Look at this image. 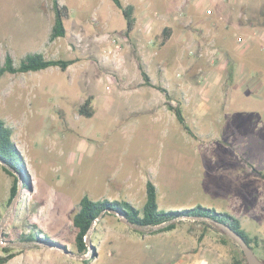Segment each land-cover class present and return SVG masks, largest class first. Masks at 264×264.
<instances>
[{"label": "rangeland", "instance_id": "374dc122", "mask_svg": "<svg viewBox=\"0 0 264 264\" xmlns=\"http://www.w3.org/2000/svg\"><path fill=\"white\" fill-rule=\"evenodd\" d=\"M56 1L68 9L66 35L49 42L53 0H0V66L7 54L15 65L30 53L75 60L65 72L52 67L6 74L0 79V120L13 131L29 186L23 191V178L16 175L19 191L15 202L8 205L13 178L0 165V255L4 248L17 254L7 264H85L86 259L87 264H168L170 232H136L114 215L103 214L95 221L85 255L78 254L73 242L76 231L72 216L82 197L114 201L120 196L118 200H124L122 192L131 184V201L140 208L147 181L156 184L162 211L197 206L217 213L231 210L229 213L244 223L243 229L258 237L259 247L254 253L264 261V209H259L263 199L258 194V183L263 194L264 180L237 174L240 167L242 171L254 167L264 173V83L257 90L258 96L252 91L257 85H249L251 80L255 84L264 81L258 73L264 69V52L251 48L248 55L244 54L249 46L240 48L237 40L246 37L236 35L237 52L231 51L230 58L236 62L239 58L242 63L235 76V66L227 64L214 37L221 21L207 11L202 16L193 9L182 11L188 0H121L123 6H135L142 36L147 29L158 34L170 25L186 31L178 44L169 41L160 48L148 46V50L157 49L147 58L134 35L125 34L126 21L111 0ZM263 14L264 0H253L247 12L245 7L241 10L239 20L245 30L255 29L263 35ZM140 64L156 84L154 94H160V112H138L132 105L134 98L128 88L144 86ZM206 71L212 73L206 75ZM212 84L221 91L210 99L212 110L201 121L182 110L195 137L216 141L190 140L192 166L184 171L167 169L168 174H174L172 183L162 185L167 178L157 173L168 166L164 153L169 148L180 152L182 146L175 137H190L163 105L170 100L173 106L183 105L184 97L177 91ZM89 95L94 98V114L86 119L78 109ZM153 137L154 142L148 140ZM220 141L230 144L227 150ZM225 170L231 171L227 191L220 187V175ZM203 173H209L207 179L201 178ZM247 215L250 218L245 222ZM173 222L177 232L194 231L196 243H202V229L194 226L199 225L195 219ZM200 226L204 227L201 222ZM209 231L207 248L214 243L222 246L219 239L225 235L214 225ZM30 234L38 240H20ZM44 237L51 241H40ZM233 257H241L233 244L215 256L217 264H229Z\"/></svg>", "mask_w": 264, "mask_h": 264}, {"label": "crops", "instance_id": "0c3cea01", "mask_svg": "<svg viewBox=\"0 0 264 264\" xmlns=\"http://www.w3.org/2000/svg\"><path fill=\"white\" fill-rule=\"evenodd\" d=\"M188 1H190L189 5H187L186 4L187 2H185V5H187V6L182 11L187 12V11L193 9L194 12L199 13L201 16L203 14L205 15V13L207 11L209 16H212V17H214V19L219 20L218 22L221 21V24H219V26L216 27L217 32L215 30L213 32L215 34L214 37H215L216 41L219 43L218 48H220L221 54L224 57H227L225 59L227 61V64L231 63L233 66H235V68H233V72H232L235 76L239 73L238 67L242 63V62H240L239 58L237 59V62L235 59L233 60L230 58V52L236 51V49H237V45L236 46L234 45V44H237L234 41V38L236 37V35L244 34L246 37L244 39V42H245V45H247L246 47L249 46V48L247 50H245L244 54L248 55L250 53V51L252 50L251 48H257L258 50L264 52V40H260V38L257 36V33H255V31H256L255 29L249 28V29L245 30L242 27V24L239 20L241 10H243V8L245 7V12H247V9L249 7V3H251L253 0H188ZM260 4L262 5L261 2H260ZM133 9H134L133 10V16H134V13L136 10L135 6H133ZM170 11H171V13H174V9H170ZM245 15H248V13H246ZM134 18H135V25H134V28H133L132 32L130 33V35H134L133 37L137 43V46L139 45L138 47H140V49L143 48L147 58L149 56L153 55L155 49L160 48L163 45L165 46L166 42L170 41V43L178 44L179 42L182 41V38H185V36H184L186 34L185 30H178L177 31L171 25L167 26V28H171V31H170V37L165 41L162 38V32H163L164 28L158 34H152V31L147 29V30H145V32H146L145 35L142 36L141 33L143 32V30L142 29L139 30L140 26L142 24L139 23V21H138L139 18L137 19L135 16H134ZM209 18H211V17H209ZM257 32H260V31H257ZM148 46H154L157 48H154V50H148V48H149ZM144 59L142 58L143 61H145ZM244 65H245V63H244ZM245 69H247V68H245ZM224 72H225V70H224ZM208 73L211 74L212 71L207 72L206 75ZM258 73H259L260 78L263 79L264 78V69H261V72H258ZM147 77L149 78L151 86H146V85H144V82H143L144 86H142V88H137V89L128 88L129 90H127V91L132 93L131 98H134L132 105L136 106L138 112L145 111V110L148 112H153L154 110H157L158 112H160V109L162 108L161 107L162 104L160 101V94H158V95L154 94L155 91H158L157 88H155L156 84L154 83V80L152 79V77L149 76V74L147 75ZM230 78H231V76H229V79ZM217 80H219V78H217ZM142 81H143V79H142ZM248 83H249V81H248ZM262 83H264V81L260 82V84H257V83L255 84L254 81L252 82V80L250 81L249 85H251V86L257 85L255 90H252L255 92L254 93L255 95H257V93H259L257 90L260 86H262ZM127 85H130V84L128 83ZM219 90L221 91L220 88L216 89L213 86V84L206 86L205 88H200V89H182V90H179V91H177V93H178V95L180 94L181 97H184V102H185V104H183V105L181 103L180 107H181V109L184 110V112L188 113L190 118L201 121L202 118L208 112H210V110H212L210 107V105L212 103L210 99L215 94L220 92ZM168 96L171 97L169 92H168ZM167 103L172 105L171 100L167 101ZM163 108H164V111L171 112L170 110H168L166 104L163 105ZM183 110H182V112H183ZM191 114H193V115H191ZM187 118L188 117L186 116L185 121ZM150 127L152 128L151 124H150ZM174 139L177 142V144L181 145L182 147H181L180 152H178V151L172 152V150H170V148H169L164 153V157L167 155V158L169 161L168 166H167V164L164 167L162 166L161 167V173H157L159 177L167 178L164 181L162 180V182L164 183V184L161 183L162 185H168V184L172 183V176L174 174H173V172H172V174L171 173L168 174L166 171L167 169H170L171 167H173L176 170H179V171L183 170L184 171L187 168L192 166L194 160H193V157L190 155V152H191L190 146L192 145L190 140L200 141L202 143H209L212 141H216L215 139L211 140L210 138L205 139V140L210 139L208 141H203V140L198 139L195 136L194 137H191V136L190 137H184V138L175 137ZM148 140L154 142L156 139H155V137H153L152 139L149 138ZM220 142L224 145V147H223L224 150H227V147L230 144L227 142H224V141H220ZM206 145H208V144H206ZM225 159H226L225 161H230L226 157H225ZM204 166L207 167V165H203L202 167H204ZM251 168L252 169L250 171L249 170L248 171H242L241 167H240L238 169L237 174L241 175V173H242V175L244 174L245 176L250 177L252 180H257V179L259 180L258 177L262 178L261 175L264 176V173L258 171L256 168H254V167H251ZM249 173H252V174H249ZM208 174L209 173H203V175H201V178L207 179L206 176H209ZM227 174H229V175H227ZM223 175L222 174L220 175L222 177L220 179V187L222 189H224L225 191H227L228 185H229L228 179L230 178V177L228 178V176H231V171L225 170ZM262 180H264V179L262 178ZM154 186L156 187V192H157L156 184H154ZM206 187H208V186L206 185ZM125 188L126 189L122 192V193H124L122 195L123 196L125 195L124 198H126V199H124V201H127L128 203L133 205V203L131 201L134 198L133 197V195H134L133 185L131 186V184H130L129 186H127ZM260 191H261V189H260V185L258 183L259 198L263 199L262 201L264 202V195H263L264 191L262 190L263 194ZM141 193H143V190ZM142 198H143V201H142V206H143L144 201H145L144 196H142ZM118 199H120V196H118L116 199H114V201H122V200H118ZM262 201H260V204H259L261 207L259 209H261V210L264 209V203ZM157 204H158V194H157ZM142 206L140 208H137V209H141ZM159 206H160V204L158 205V208H159ZM168 209H170V207L167 209H164L163 211H167ZM186 209H190V208L187 207ZM229 211H231V210H229ZM229 211H226V212L224 211V212L232 215L231 213H229ZM221 213H223V212H221ZM247 218H250V216L249 215L245 216V218H244L245 222H247L246 221ZM183 219H179L177 221H180V223H181L183 221ZM195 221L199 225H194V226L196 228L202 229V232L203 231L205 232V236L202 239L203 241H201L202 243H200V244L196 243V239H195L196 238V232L188 231V232H184L182 234L180 232H177V227H175L174 230L170 231V235L168 234V241L170 242L168 245L169 251H168V255H167L168 257H170V258H168V264H217L215 256H218V252H224V246H227V245L219 246V245H217V243H214L213 247L211 249H208L207 248L208 247L207 246V235L210 231H209V229H204V228H202V226H200V222H204L203 220H201V221L199 220L200 222L198 220H195ZM189 223L192 224L195 222H189ZM240 223H241V226L243 228L244 223L241 221H240ZM245 232L251 237H257L255 234L251 235L249 232H247V231H245ZM166 233H168V232H166ZM156 234L160 235L163 233H156ZM154 237H155V235H154ZM193 241H194V243H193ZM158 242H159V240H158ZM158 258L160 260L161 254H159ZM221 259H223V258H221Z\"/></svg>", "mask_w": 264, "mask_h": 264}, {"label": "trees", "instance_id": "16d2710c", "mask_svg": "<svg viewBox=\"0 0 264 264\" xmlns=\"http://www.w3.org/2000/svg\"><path fill=\"white\" fill-rule=\"evenodd\" d=\"M112 3L118 8L125 21L126 30L125 34L128 36L135 25V18L133 16V6H123L121 0H111ZM52 9L54 13V22L51 27L48 41L54 42L59 38H64L66 30L64 27V21L68 18V9L66 6H61L56 0L52 2ZM262 22L264 23V14ZM171 28H164L162 32L163 40H167L170 37ZM75 63V60L70 59H47L41 53H30L20 61L18 65L14 64L13 59L9 54L5 56L4 63L0 66V79L6 75H17L29 72L43 71L48 68L56 67L61 72H65L69 66ZM140 74L142 76L144 85L151 86L149 78L147 77L143 66L139 65ZM161 91L166 93L165 90ZM167 97V95H166ZM93 96L89 95L81 104L78 109L80 116L90 119L94 114L93 108ZM168 110H170L177 122L182 126L184 131L191 137H194L190 128L187 126L182 109L180 106H173L169 103L166 104ZM13 131L8 127L3 120H0V161L4 164L1 165L3 171L13 178L12 186L10 188V194L8 199V205L15 198L18 190V178L16 175L23 178L22 189L23 191L29 189L28 183L24 176V163L23 159L18 152L15 143L13 142ZM264 179V176L261 175ZM107 210H113L117 214L125 218L134 228L136 232H140L137 228L141 229H152L153 233H166L175 229L176 221L178 219H190L197 218L206 222H201L204 229H210L214 222L222 223L232 229L246 242V244L253 250L259 247V239L257 237L249 236L242 228L239 219L228 214V213H217L214 209L197 206L190 209H183L181 211H162L158 208L157 204V192L156 187L151 181H147L145 184V201L141 209L135 208L132 204L127 201H92L87 196L80 199L78 203V210L72 216V225L76 231L74 237V244L79 255H85L87 253L86 237L91 229L92 223L104 212L105 215H112L107 213ZM116 216V215H114ZM118 217V216H116ZM119 219V218H118ZM205 236L203 231L199 240ZM22 242L31 243L37 241L38 238L35 235L21 236ZM42 242H50L49 237L40 239ZM220 244L228 245L233 244L239 249V247L232 242L226 236H220ZM3 254L0 255V264H7L10 260L16 257V253L4 248ZM241 257H233L230 264H246L243 253L240 250ZM89 261L83 260V263L87 264ZM264 262V261H262Z\"/></svg>", "mask_w": 264, "mask_h": 264}, {"label": "water", "instance_id": "95a60500", "mask_svg": "<svg viewBox=\"0 0 264 264\" xmlns=\"http://www.w3.org/2000/svg\"><path fill=\"white\" fill-rule=\"evenodd\" d=\"M0 165L3 166L4 164L0 161ZM17 191H19V190H17ZM16 197H17V194H16L15 198L12 200L11 203L15 202ZM107 213L118 216L119 221L121 223L125 224L126 226H128L130 228H134L125 218H123L121 215L117 214L115 211L107 210ZM103 214H104V212H102L96 220H98ZM190 219L200 220V219H197V218H190ZM95 221L92 223L91 226H93ZM213 224L226 237H228L232 242H234L239 247V249L243 253V256H244V259L246 261V264H264V262H262L260 259H258L256 257V255L253 252V250L246 244V242L242 239V237H240L238 234H236L232 229H230L228 226H226V225H224L222 223L214 222ZM137 230H142V229L141 228H137ZM89 240H90V238H89V236H87L85 241H86V244H87L88 247L90 246Z\"/></svg>", "mask_w": 264, "mask_h": 264}, {"label": "built area", "instance_id": "2783aa9c", "mask_svg": "<svg viewBox=\"0 0 264 264\" xmlns=\"http://www.w3.org/2000/svg\"><path fill=\"white\" fill-rule=\"evenodd\" d=\"M255 33H257V36L260 38V40H264V34L263 35L260 34V32H257V30L255 31ZM237 42L240 48H242L245 45V42L242 39H238ZM118 48L119 47L117 46L116 49Z\"/></svg>", "mask_w": 264, "mask_h": 264}]
</instances>
